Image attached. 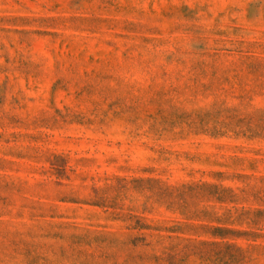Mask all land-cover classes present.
<instances>
[{
  "label": "rangeland",
  "instance_id": "374dc122",
  "mask_svg": "<svg viewBox=\"0 0 264 264\" xmlns=\"http://www.w3.org/2000/svg\"><path fill=\"white\" fill-rule=\"evenodd\" d=\"M0 264H264V0H0Z\"/></svg>",
  "mask_w": 264,
  "mask_h": 264
}]
</instances>
